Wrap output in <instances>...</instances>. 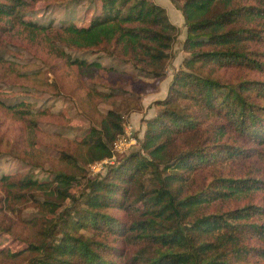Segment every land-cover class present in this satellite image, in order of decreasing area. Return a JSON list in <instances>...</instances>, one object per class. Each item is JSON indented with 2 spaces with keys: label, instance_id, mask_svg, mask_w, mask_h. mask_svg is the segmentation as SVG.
<instances>
[{
  "label": "trees",
  "instance_id": "1",
  "mask_svg": "<svg viewBox=\"0 0 264 264\" xmlns=\"http://www.w3.org/2000/svg\"><path fill=\"white\" fill-rule=\"evenodd\" d=\"M93 1L100 10L86 25L74 20L80 0H0V66L10 61L8 45L34 51L42 38L93 78L131 69L166 78L182 32L168 8ZM171 1L184 19L185 54L155 114L144 118L143 137L106 173L84 172L113 156L127 132L124 113L140 107H125L140 98L134 92L91 83L89 95L112 108L86 132L80 152L58 150L69 170L53 180L21 172L0 178L7 203L40 206L24 218L32 238L0 250V264H264V0ZM66 5L72 13L48 15ZM0 107L35 126V115L51 112L24 101ZM5 232L15 233L0 224Z\"/></svg>",
  "mask_w": 264,
  "mask_h": 264
},
{
  "label": "rangeland",
  "instance_id": "2",
  "mask_svg": "<svg viewBox=\"0 0 264 264\" xmlns=\"http://www.w3.org/2000/svg\"><path fill=\"white\" fill-rule=\"evenodd\" d=\"M80 1L83 5L77 7L74 20L78 24L87 25L99 12L100 5L93 0ZM169 9L172 20L179 24L182 32L173 50L174 58L170 62L168 75L159 81L138 75L132 69L131 73L101 72L100 78L90 77L83 69L69 65L65 59L57 57L42 38L39 39L40 44L34 47V51L26 48L22 42H18V46L8 45L10 53L7 58L10 61L0 66V101L6 104L24 101L35 106L34 111L50 109L51 112L35 115L34 119L39 121L35 126L28 117H22L0 107V178L4 173L21 172L33 173L40 180H53L54 173L59 169L69 170L59 160L58 150L80 152L82 149L80 141L86 132L92 125H98L106 111L112 108L110 102L89 95L90 84L97 80L134 92L140 97L124 100L125 107L128 104L130 106L140 104V107L135 109L138 106H134L132 110L135 111L124 113L127 132L126 139H123L125 141L123 147L126 150H123V153L117 152L116 157L111 160L114 163L104 166L102 173H106L111 166H116L125 152L134 149L138 144L137 136L142 138L145 132L144 118L155 114L158 109L156 101L166 96L172 74L179 67L185 54L182 49V42L186 36L183 16L177 7L175 9L169 5ZM54 12L50 11L48 15L62 17L64 14L72 13L73 7L66 5L59 14ZM20 16L30 20L23 14ZM77 54L81 58L86 56L84 52ZM12 55L14 57H10ZM101 60L106 63L105 58ZM220 75L234 77L235 73L223 70ZM249 76L255 77L254 74ZM89 166L83 167L84 172L92 177L93 172L90 173ZM229 170L235 171L236 168ZM82 182H86V177L82 178ZM6 197L0 181V199L2 198L0 206L3 207L0 211V224L3 227H11L15 232L0 233V250L8 246L23 247L26 239L32 238L33 234L31 226L26 224L24 218L40 210L35 200L23 198L11 205L3 200ZM40 198H44L42 193H39L38 202H42ZM67 202L71 204V200ZM18 264L26 263L21 261Z\"/></svg>",
  "mask_w": 264,
  "mask_h": 264
},
{
  "label": "built area",
  "instance_id": "3",
  "mask_svg": "<svg viewBox=\"0 0 264 264\" xmlns=\"http://www.w3.org/2000/svg\"><path fill=\"white\" fill-rule=\"evenodd\" d=\"M126 131H127V129H126ZM123 139H126V137L124 136L120 140H118L114 143V154L112 157L105 159L103 161H98V162L94 163L93 165H91V170L94 174L101 172L102 169L104 168V166H106L107 164H109V163L113 164L114 161H111V160L116 157L117 152L123 153L126 150V149L124 150V147H123V146H125V143H124L125 141Z\"/></svg>",
  "mask_w": 264,
  "mask_h": 264
},
{
  "label": "crops",
  "instance_id": "4",
  "mask_svg": "<svg viewBox=\"0 0 264 264\" xmlns=\"http://www.w3.org/2000/svg\"><path fill=\"white\" fill-rule=\"evenodd\" d=\"M155 1H157V2H159L160 4L166 6V7L168 8L169 13H170L169 5L174 6L175 9H176L175 4H174L171 0H155ZM175 23H176V22H175ZM176 24H178V23H176ZM178 25H179V24H178Z\"/></svg>",
  "mask_w": 264,
  "mask_h": 264
}]
</instances>
